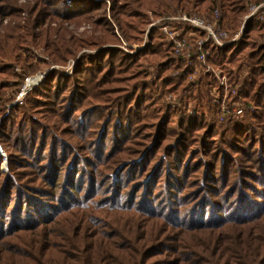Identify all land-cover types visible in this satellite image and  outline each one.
Instances as JSON below:
<instances>
[{
	"label": "trees",
	"instance_id": "1",
	"mask_svg": "<svg viewBox=\"0 0 264 264\" xmlns=\"http://www.w3.org/2000/svg\"><path fill=\"white\" fill-rule=\"evenodd\" d=\"M263 3L0 0L11 20L0 32V264H34L43 249L33 237L62 222L58 247L89 245L83 264H118L109 253L131 264L115 258L109 232L135 264H207V253L210 264H264V7L223 46L181 19H208L226 42ZM36 50L47 59L29 55ZM43 67L42 81L7 109ZM225 87L242 114L227 108L221 121ZM77 228L91 238L80 243ZM246 239L248 260L236 254Z\"/></svg>",
	"mask_w": 264,
	"mask_h": 264
},
{
	"label": "rangeland",
	"instance_id": "2",
	"mask_svg": "<svg viewBox=\"0 0 264 264\" xmlns=\"http://www.w3.org/2000/svg\"><path fill=\"white\" fill-rule=\"evenodd\" d=\"M17 2H18V4H24V3H25V0H17ZM195 17H198V16H195ZM10 21H11V20H10V18H8V17H4V19L0 17V32H2V29H4L5 25L8 24ZM156 22L158 23V22H160V20L155 21V22H152V24L149 25L148 29L151 28V27H154V26L156 25ZM77 30H78L79 33H83V32H88V33H89V31H90V27H89V25H87V24H81V26L78 27ZM120 47H122V48L125 49V50H126V48H127L126 45H121ZM142 47H143V44L138 45V46H134V47H133V50H134V51H137V50L141 49ZM36 51H37V52H36ZM36 51L30 53L29 55H30V56H34V57L40 55L41 58H42L43 60L47 59V56H46L44 53L42 54V53L39 52L38 50H36ZM87 52H90V51H87ZM22 54L25 55V52H22ZM36 60H39V59L37 58ZM74 66H75V60H71V59H70V60L67 61V63H66L64 66L61 67V69H62L65 73L70 74L71 71H72V69L74 68ZM47 68H48V67H47ZM47 68H44V67H43L41 70H37V71H35V73H33V74H31V75H28L27 77L24 78V80L22 81L21 85H20L19 88H18L17 93L14 94V99H13V101H12L11 103H9V104L6 105L7 109H8L10 106H13V105H15V104H21V103L24 101V98H25L27 92L39 84V83H38L37 85L32 86L31 88H27V89H29V90H27L26 93H25L22 97H19V96H20L19 93H20V91H21L23 85L25 84V79H26V78H33V79L36 80V82L39 81V80L42 81V79L45 77V73L48 71ZM51 68H52V67H51ZM16 71H17V72H20L19 67H16ZM204 71H205V69L202 70V72H204ZM213 74H214V75H217V73L214 72V71H213ZM195 76H196V78L198 79V83H197V84H198V85H203V84H204V81H203V79H202V74H201V75H200V74H197V75H195ZM193 78H194V77H193ZM41 81H40V82H41ZM9 92H10V91H9ZM9 92H7V94H6V96H5V97H6V100H9V99L12 97V95H13L12 93H9ZM226 93H227V92H226V90H225V95L223 96L221 102H224L225 105L227 106V108H228L230 111H232V110L234 109V107H235V104H234L230 99L228 100V95H226ZM5 103H7V102H5ZM198 117L201 118V119L206 118V120L211 119L210 117H208V116L206 117L205 115L200 114V113L198 114ZM216 117H217V115H216ZM0 155L4 157V160L2 161V164H1V168H2V170H5V169H6L5 153H4L3 149L1 148V146H0ZM69 218H70V217L66 218L65 220H68ZM56 225H57V224H55V226L53 227V229H56ZM57 226H59L60 228L57 229V230H55L54 233L51 232V233H48V234H46V235H43L42 237L37 236V235H36L35 237H33V246L36 245V248L41 247V248L43 249V251L41 252V256H40V257H33L32 253H27V254H24V255H25V256L28 255V257H33V263H34V264H83V256H87V255L89 254V253H87V251H86V249H87V247H88L89 245H87V246L84 248V250L82 251V253H79V252L77 251V252H75V254L72 252L71 249H68V251H65V250H64V247H65V246L58 247V244L60 243V241L64 239L63 228H67L68 225H67V224H64V222H62V224L57 225ZM69 227H70V226H69ZM108 230H109V229H106L105 231L108 232ZM120 232L123 233V231H120ZM208 232H209V231H206V232H204L203 234L207 235ZM55 233H56V234H55ZM73 235H74V236L78 235V236L80 237V239H79L80 243H83V242L85 241V238H86V239L91 238V237L89 236V235H90L89 233H86V234L84 235L83 230H81L80 228H77V229L74 231ZM193 235H194V236H197L196 233H194ZM216 236H217V233H216ZM51 237L54 238V239H51ZM108 237L110 238L109 240H111L112 242H114V243H111V241H108V240H107V241L110 243V245L112 246V249H113L112 252H115V254H116V255H115V258H116V256H119V255L121 256V255H123V254H126V255L124 256V261L127 263V262H129V260H130V261H131V264H135V262H133V260H132V257H133L132 252H129V253H123V250H120L119 252L117 251L118 249H117L116 246H115V242L119 239L118 235H115L114 232H109ZM82 238H84V240H82ZM255 239H256V238H255ZM52 240H53V241H52ZM92 240H94V238H92ZM163 240H164L165 243H167L168 245L171 244V242H169L167 238H166V240H165V239H163ZM245 241H246V244H244V245H240V244L238 243V246H237V250H238V252H236V254L239 255V256H242V257H244V259H247V260H248V259L250 258V256H247V253L244 254L243 251H242V249H241V247H246V248H248V251H251L253 248H252V249H249V247H250V244H252V241H250L249 239H246ZM245 241H244V242H245ZM140 242H141V241H140ZM50 243H51V245H50ZM15 244H21V243H15ZM93 244H94V243H93ZM138 244H139V243H138ZM94 245H95V246H94V251H93V252H95V254H96V256H97V254H98L97 245H96V243H95ZM247 245H249V246L247 247ZM12 246H13V245H12ZM21 246L24 247V248H27V249L30 248V245H29V244H26V243H22ZM90 247H91V249H93V246H92V245H91ZM203 247H205L204 244H201V247H200V245H199V250H198V251L204 253V251H202V249H204ZM215 250H217V248L214 249V251H215ZM17 251H19V250L16 249V251H15L14 253L16 254ZM69 251H70V253H69ZM208 252H209V251H208ZM36 253H37V252H36ZM182 254H184L183 251H182ZM207 254H208V253H207ZM207 254H206V262H207V264H210V263H209V260H208V258H207ZM111 256H112V254L109 253V254H108V258L110 259V261H113V262L118 263V264H123L119 259H114V260H112V259H111ZM135 256H136V255H135ZM121 257H122V256H121ZM234 257H236V256H234ZM165 258H166V257H160V259H157V260H164ZM166 259L171 260L172 258H166ZM155 260H156V259H155ZM148 262H149L150 264H151V263H154V264H161V263H159V262H157V263L154 262V259H149ZM195 263L201 264L200 261H198V262H194L193 264H195ZM84 264H87V263L84 262ZM127 264H128V263H127ZM204 264H205V263H204Z\"/></svg>",
	"mask_w": 264,
	"mask_h": 264
},
{
	"label": "built area",
	"instance_id": "3",
	"mask_svg": "<svg viewBox=\"0 0 264 264\" xmlns=\"http://www.w3.org/2000/svg\"><path fill=\"white\" fill-rule=\"evenodd\" d=\"M262 6L264 7V3L262 5L257 6V7H252L250 9V14L247 15L244 18L241 29L237 32V34L235 35V37L233 39H231L229 41H226V42H224L221 39L223 37L222 36L223 34L219 30L214 29L213 23H210V21L208 19H203V18L201 19V18H198V17H195V16H193L191 18H189L187 16H182L181 19L183 21H185V22H188L189 24H191L192 26H194L196 29H200L203 32H206L207 39L210 38L217 45L223 46V45H226V44L230 43L231 41H234V40L238 39V37H239V35H240L241 31H242V28L244 26V23L249 19V17L253 13H255ZM169 36L172 37V34H169ZM199 45H200V43H199ZM175 48H176V53H181L185 49V44L176 43L175 44ZM188 53L189 52L186 50L185 51L186 56H188ZM214 72L217 73V71H214ZM40 81L41 80H39V81L36 82V80L33 79V78H26L25 79V84L23 85V87H22V89H21V91L19 93L20 94L19 97H22L26 93V91L29 90L27 88H31L32 86L37 85L38 83H40ZM221 81H224V78H221ZM224 89L227 92V87H225ZM220 108H221V113L220 114H217V117L222 121L224 119V115L227 114V113H229V111H228V109H227V107H226V105H225L224 102H222ZM233 114L240 116L242 114V110L240 108H234L233 109Z\"/></svg>",
	"mask_w": 264,
	"mask_h": 264
}]
</instances>
